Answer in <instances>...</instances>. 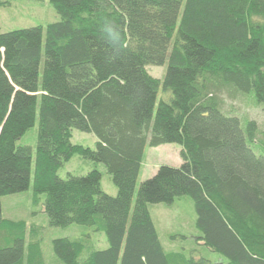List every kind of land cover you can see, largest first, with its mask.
Segmentation results:
<instances>
[{
  "label": "trees",
  "instance_id": "obj_1",
  "mask_svg": "<svg viewBox=\"0 0 264 264\" xmlns=\"http://www.w3.org/2000/svg\"><path fill=\"white\" fill-rule=\"evenodd\" d=\"M50 3L59 22L0 29V199L32 189L50 227L86 228L53 240L60 264H264V131L223 100L264 111V0ZM165 65L164 80L148 72ZM161 88L172 97L157 106ZM37 121L34 151L18 142ZM75 130L94 134L95 148L74 144ZM172 144L182 165L159 168L134 204L146 149ZM76 155L105 165L117 195L98 170L61 179ZM184 197L223 261L164 250L149 205ZM0 230V264H47L42 226L2 218Z\"/></svg>",
  "mask_w": 264,
  "mask_h": 264
},
{
  "label": "rangeland",
  "instance_id": "obj_2",
  "mask_svg": "<svg viewBox=\"0 0 264 264\" xmlns=\"http://www.w3.org/2000/svg\"><path fill=\"white\" fill-rule=\"evenodd\" d=\"M10 6L0 8V29L2 33H8L20 29L33 27H46L50 24L59 22L60 17L51 6L50 0H8ZM167 65L164 67H149L148 72L156 79L164 80ZM172 94L160 89L158 103L165 99L168 100ZM224 110L230 115L244 119H250L257 123L259 128L264 131V111L262 108L251 103L250 99L243 96L232 97L230 93L223 94ZM38 121L36 125L28 131L18 142L20 145L32 147L35 151L38 136ZM259 139L264 142L261 135ZM94 134L73 131L72 142L74 144L86 146L94 149L97 143ZM180 145L172 144L160 148H147L144 165L136 187L134 204L143 182L153 178L159 168L169 166L178 168L183 160ZM93 170H98L102 174V188L110 196L117 195V188L107 173L105 165L94 163L80 155L73 157L59 171L61 179L69 176H85ZM45 196L39 199L34 197L32 189L28 192L2 197V218L10 221H26L36 223L43 227L42 250L47 264H60L52 252V242L59 238L74 239L81 235L86 228L72 226L69 228H52L49 226L48 218L43 213L42 201ZM149 210L152 220L158 231L160 241L166 252H182L188 257L204 258L212 263L223 261V257L212 252L205 247L199 240L201 234L196 229L197 214L194 202L189 197H184L175 202L173 206L166 204H151ZM95 242H98L99 249L104 250L108 247L106 237L97 235ZM5 233L0 230V247L6 246Z\"/></svg>",
  "mask_w": 264,
  "mask_h": 264
},
{
  "label": "water",
  "instance_id": "obj_3",
  "mask_svg": "<svg viewBox=\"0 0 264 264\" xmlns=\"http://www.w3.org/2000/svg\"><path fill=\"white\" fill-rule=\"evenodd\" d=\"M2 221V205H1V200H0V223Z\"/></svg>",
  "mask_w": 264,
  "mask_h": 264
},
{
  "label": "crops",
  "instance_id": "obj_4",
  "mask_svg": "<svg viewBox=\"0 0 264 264\" xmlns=\"http://www.w3.org/2000/svg\"><path fill=\"white\" fill-rule=\"evenodd\" d=\"M163 147V146H162Z\"/></svg>",
  "mask_w": 264,
  "mask_h": 264
}]
</instances>
